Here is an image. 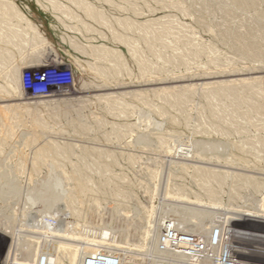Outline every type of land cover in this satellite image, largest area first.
Segmentation results:
<instances>
[{
	"label": "rangeland",
	"instance_id": "obj_1",
	"mask_svg": "<svg viewBox=\"0 0 264 264\" xmlns=\"http://www.w3.org/2000/svg\"><path fill=\"white\" fill-rule=\"evenodd\" d=\"M245 1L251 7L233 0H0V232H16V241L0 235V264L55 260L54 247L61 246L67 250L60 262L69 264V252L92 241L133 248L149 218L161 223L158 245L162 225L197 212L216 215L213 231L222 219L234 220L220 245L234 263L264 264V226L233 215L253 213L264 189L240 187L237 201L229 178L218 205L185 165L196 159L176 155L219 125L202 85L247 78L257 84L250 103L264 104V57L248 56L264 50V0ZM24 57L33 67L21 70ZM43 65L56 67L64 80L51 96L34 98L22 90L21 75ZM180 96L182 105L175 102ZM249 115L243 127L264 130V112ZM51 147L59 151L37 161ZM245 151L238 153L264 180V158ZM77 167L88 180L83 194L73 185ZM173 226L210 242L209 235ZM104 246L89 247L85 256L98 251L123 264L141 261ZM143 255L146 262L154 253Z\"/></svg>",
	"mask_w": 264,
	"mask_h": 264
},
{
	"label": "bare ground",
	"instance_id": "obj_2",
	"mask_svg": "<svg viewBox=\"0 0 264 264\" xmlns=\"http://www.w3.org/2000/svg\"><path fill=\"white\" fill-rule=\"evenodd\" d=\"M233 1L238 6L243 5L244 7L245 6L251 7V3L246 2L245 0H233ZM84 7H85L84 10H86L88 15H90V16L94 15L91 11L92 9L90 10L86 6H84ZM26 24L33 31H35V29H33L28 24V22H26ZM124 25H125V27H129V28L133 27L131 24H128V23H125ZM140 29L148 31L150 29V27H149V25H142V27H140ZM163 30L167 31L168 29H163ZM166 34H168V33L163 32L162 34H157L154 36L156 38H158L161 35H166ZM1 37H3V36H1ZM239 40L242 43L243 47H245L247 49H253V48L256 49V46H254V43L251 44L250 42H248L245 39H239ZM149 46H151V45H149ZM250 51H252V52L255 51V52L254 53L250 52L248 54V56H252L253 58L255 56L262 57V58L264 57V52H263L264 50L263 51H261V50H250ZM257 59H259V58H257ZM213 62H215V61H212V63ZM219 64H221V63H219ZM227 68H231V67L228 66ZM233 68L234 67H232L231 69H233ZM226 72H227V69H226ZM233 76H237V74L233 75ZM230 78H232V77H230ZM230 78H228V79L231 80ZM244 78H246V77H244ZM233 79H232L233 81H221V82H219V80H218L217 82H219V83H207V84L202 85L203 86L202 94L206 97L205 101L207 103L208 112L210 114V117H212L213 120L216 121V123H219V125L215 124L216 125L215 128L205 129V131L203 130L204 132L203 131L202 132H203L204 137L200 141L197 140V142L191 143L190 145H187L184 148H181L182 147L181 146L176 151V155L182 157L185 161L193 160L191 162L194 163L195 162L194 159H196L195 164L190 163V164H185V165L188 166L189 168H191L192 171H194V175L197 178L199 188L204 193L203 195H205V197H207V199L216 202L218 205H221V203H220L219 199H217V197H216L217 192L219 193V192L225 191L224 188H225V185L227 183L226 181L229 178L232 181V183H231L232 185H230V187H232V189H230L231 190L230 192H231V197L234 200L239 199L241 196L240 192H239L240 187H246L245 189L249 188L252 191H257V192L260 191L261 189H264V180L259 178V177L258 178L255 177L256 175H258V173H255V169L253 170L252 168H250L246 164V161L243 160L244 156H242L238 153V152H242V150L243 151L246 150L245 152L250 153L251 155H253L257 158L258 157L264 158V130H256V129L253 130L251 128L243 127V125H242L243 123H245L246 125L251 124L249 111L254 112V113L264 112V104H258L260 101H256L257 105L255 106V103L254 102L250 103L251 101H250V99H248V93H251L252 95H255V96L258 95L255 91L252 90L253 87L257 86V84L255 85V83H248L247 78L242 79V76H241L242 80H238V78H234V77H233ZM212 82H213V80H212ZM242 88H244V89H242ZM245 93H247V96H245ZM185 100L186 99L184 97L180 96V97H177L175 99V102L178 105H182ZM262 101H264V100L262 99ZM225 117H226V120L223 121ZM215 121H214V123H215ZM221 124H223V125H221ZM50 151H51V153H54V152L59 151V149L51 147V149H48L47 151L44 150L42 152H38L37 161L45 160L46 156L50 154L49 153ZM234 151L237 152V155H234V153H233ZM199 159H200V161H199ZM253 161L255 162V160H253ZM258 162H256V163H258ZM251 167H253V165ZM72 170H73L72 171L73 175H75V177H74L75 178V180H74L75 184H73L74 189L76 190V192L78 194L85 193L87 190H89V188L87 186L88 180L84 178L85 174H83L82 171L78 167L73 168ZM67 171H69V170H67ZM230 179H229V181H230ZM233 183H234V185H233ZM251 210L253 211V213L243 212L241 214V212H240V214H237V212H236V214H233V215H236L237 217H239V219L241 221H243V223H250L253 225L264 226V203L258 204V206L253 207V209H251ZM196 214L197 215H195L193 217H183L184 215L183 216L180 215L177 219H173L175 221V224L167 223V225H169L172 228H175L173 226V225H175L176 227L181 228L182 231L184 230V231H187L190 233L200 232V233L205 234V236L209 235L208 238H209L210 242H208L207 244L204 242L205 243L204 253L210 254L213 257H220L221 256V257H223L222 259H224L225 257L232 258V255L228 254L226 249L222 250L220 248V245L222 243V237L221 236H222V234L225 233L224 232L225 226L228 223H232L234 220L227 219V218H225L224 220L222 219L221 225H219V227L215 231H213L212 227H213V225H215L216 221H214V218L216 215H214V213H208V212H197ZM144 221H146L147 226L141 233L138 234L139 239H140L139 245H133V246L131 245L133 248H130V246L126 247V246H121L119 244H104L102 242H96V241L91 240L92 242H90L89 244L87 243V245H85L86 247L82 246L83 248L80 247V249H77V247H76L77 250H73V251L71 250V252H69L68 259H67L69 261V264H91L92 263L91 259H93V257H95L96 255H103L105 253L102 252L100 254V252L97 251V253H93L92 256L86 257L85 254L88 251L87 249L89 247H91V250H92V247L93 248L94 247L99 248V246H101V245L108 246V248L113 249V251H114V249L118 252L120 251L124 255L129 254V257L131 256L132 260H134V257L135 258L141 257V259H139V260H141L139 264H144V263L145 264H153L155 261V258L158 256L163 257L162 261L164 259L166 260L167 258H169V255L161 252L158 248V245H157L158 234H159L160 225H161L160 221H158V220L155 221V220H152L151 218H149L148 220L144 219ZM237 222H238V220H237ZM164 226L165 225H162L161 232H162ZM226 231H229V230L226 229ZM15 233L16 232L8 233L7 231H4L2 233L0 232V235H2L4 238L7 237L8 235H12V241H14ZM106 234L107 233L105 232L103 234V237L107 236ZM235 235H234V237H236ZM190 236H195V235H190ZM219 237L221 238V240H219L220 239ZM249 237H251L254 240V237H252L251 235ZM18 238L19 237H17V239ZM62 238H63V236H62ZM255 239L262 240L263 238H259V239L255 238ZM253 240L250 239V241H253ZM15 241H16V239H15ZM87 241H89V240H87ZM12 243L14 244L15 242H12ZM25 246H26V244H25ZM15 247H16V245H15ZM61 247H58V248L54 247L53 252L54 253H55V251L57 252L56 255L54 254L55 260L51 259L49 256L46 257V255H45L43 257L41 256L42 258L38 260L37 264H61L60 260H61V258H63L62 254L64 252H66V250H67V249H64V247L63 248H61ZM27 250L29 251L30 249L27 247ZM10 251H12V250L10 249ZM144 252L154 253V256H152V258H150V260L146 259V262H145L144 259L142 258V256H145V255H143ZM13 253H14V251H13ZM214 253H216V254H214ZM235 253H237V252H235ZM35 255L37 256V254H35ZM105 255H108V254H105ZM84 257H86L85 260H84ZM36 258L38 259L39 257H36ZM116 259H118L121 262L122 258L119 259L116 257Z\"/></svg>",
	"mask_w": 264,
	"mask_h": 264
},
{
	"label": "built area",
	"instance_id": "obj_3",
	"mask_svg": "<svg viewBox=\"0 0 264 264\" xmlns=\"http://www.w3.org/2000/svg\"><path fill=\"white\" fill-rule=\"evenodd\" d=\"M63 80L61 72L56 67L43 65L36 70L23 72L20 83L22 90L30 96L45 98L51 96L56 88H61ZM158 245L161 252L169 255V259L157 264H236L234 259L229 257L222 259L221 256L213 257L204 253L205 243L199 236L177 232L167 224L162 230ZM91 262L93 264H123L109 254L96 255Z\"/></svg>",
	"mask_w": 264,
	"mask_h": 264
},
{
	"label": "crops",
	"instance_id": "obj_4",
	"mask_svg": "<svg viewBox=\"0 0 264 264\" xmlns=\"http://www.w3.org/2000/svg\"><path fill=\"white\" fill-rule=\"evenodd\" d=\"M19 65L21 70H27L33 67L32 59L30 57H24L21 61H19Z\"/></svg>",
	"mask_w": 264,
	"mask_h": 264
}]
</instances>
